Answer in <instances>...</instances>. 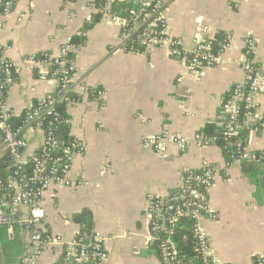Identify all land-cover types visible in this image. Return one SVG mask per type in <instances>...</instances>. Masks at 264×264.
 <instances>
[{
  "label": "crops",
  "instance_id": "crops-1",
  "mask_svg": "<svg viewBox=\"0 0 264 264\" xmlns=\"http://www.w3.org/2000/svg\"><path fill=\"white\" fill-rule=\"evenodd\" d=\"M151 3L144 0L142 5ZM89 4L77 0L67 9L62 0H17L11 13L0 11L3 56L20 67L6 95L17 119L57 89L54 80H40L39 70L27 59L59 57L67 38L74 37L77 75L70 92L75 100L66 105L67 126L84 152L70 175L86 185L46 192L47 232L70 241L81 231L75 216L90 211L93 230L105 240L106 264H161L150 231L149 199L177 190L186 170L217 165L221 169L207 197L216 218H203L200 227L219 264H255L256 258H264V162L226 167L221 149L201 148L195 136L208 125L222 126L223 103L232 88L248 82L242 64L249 56L264 69V0H169V32L183 41L185 50L199 43L212 46L218 36L228 40L222 64L208 69L201 82L185 61L166 51H125L119 24L98 18ZM79 32L83 36L77 37ZM248 39L254 42L249 56ZM243 116L246 126L264 122V90ZM164 132L186 137L187 150L171 146L164 157L143 148L147 138ZM24 138L30 160L39 152L44 134L30 129ZM247 149L251 155L264 152V130L248 134ZM27 239L20 225L2 228L0 264H22ZM61 250L51 243L43 264H59Z\"/></svg>",
  "mask_w": 264,
  "mask_h": 264
},
{
  "label": "built area",
  "instance_id": "built-area-1",
  "mask_svg": "<svg viewBox=\"0 0 264 264\" xmlns=\"http://www.w3.org/2000/svg\"><path fill=\"white\" fill-rule=\"evenodd\" d=\"M63 6L71 8L77 0H62ZM16 0H8L2 14L12 12ZM116 0H90L89 6L98 15L109 17L121 27L120 39L125 51L129 43L138 42L147 49L166 51L175 59L187 63L191 74L198 82L206 76V71L218 67L223 61V51L228 40L221 45L219 52H214L211 45L199 43L192 51L184 48L183 41L171 36L166 19V8L169 0H156L147 7H152L144 17H121L113 10ZM74 13L69 10V16ZM83 36L82 32L77 37ZM254 47L251 39L246 40V55L249 56ZM74 37H69L62 45L59 57L48 54L31 56L27 59L31 68L39 70L40 80H54L57 89L52 94L39 100L27 111L18 127L12 125L15 117L6 101L8 90L14 85L20 67L4 58L0 46V160L7 155L9 164L6 176L0 171V229L20 225L27 233L28 239L22 257V264H43L42 258L50 244L61 247L59 264H106L108 254L105 240L100 232L77 234L66 241L61 236H51L46 230V209L44 198L47 191L55 187L79 188L86 183L80 178L70 175L75 159L84 152L83 146L76 140L65 144L57 138L60 124L69 125L70 119L64 118L58 105L71 92V86L77 75L72 51ZM132 48L134 46L132 45ZM134 53V52H133ZM242 68L247 76L246 85L232 88L223 103L225 114L222 124L224 131L225 151L231 154L226 167L243 161L258 160L251 155L247 145L243 146L234 137L241 131L261 132L264 124L245 125L243 114L249 112L256 104L264 90V69L257 66L249 56ZM40 130L44 134L41 148L32 159L25 157L27 143L24 133L27 130ZM235 139V140H233ZM199 147L216 145L217 138L199 133L195 136ZM190 142L186 137L173 136L164 132L149 137L143 148L151 149L159 155L168 157L171 146L180 152L187 150ZM217 165H206L200 170L188 169L183 174L181 186L165 196L149 199L148 217L151 219V236L158 242L161 264H177V252L172 242L173 228L182 219L194 222L193 228L198 239L199 251L206 264H219L215 248L211 245L207 234L200 227L205 217L216 218L208 203V193L212 189L216 176L220 171ZM255 264H264V258H256Z\"/></svg>",
  "mask_w": 264,
  "mask_h": 264
},
{
  "label": "trees",
  "instance_id": "trees-1",
  "mask_svg": "<svg viewBox=\"0 0 264 264\" xmlns=\"http://www.w3.org/2000/svg\"><path fill=\"white\" fill-rule=\"evenodd\" d=\"M8 0H0V11L2 13L5 3ZM17 1V0H16ZM100 0H98L99 2ZM156 0H152L154 3ZM144 0H134L133 2L128 3H118L116 2L113 5V10L117 12L119 15H123L126 18H132L134 16H139V18L144 17L147 13L150 12L152 7H144L142 3ZM101 15H98L100 18ZM98 20V19H97ZM77 39V38H76ZM226 42V38L224 36H218L212 42V48H214V52H219L221 45ZM219 44V45H218ZM132 45L134 48H132ZM128 50L136 53L145 52V47L138 44V42L129 43ZM75 100L74 97L69 93L62 102L58 105L59 111L63 114L64 118H69L66 112V105L69 101ZM24 116V115H23ZM22 118L17 119L16 117L12 120V125L14 127H18L22 123ZM244 120V116H243ZM264 122L260 125L262 126ZM224 128L223 126L216 127L214 125H208L205 130L202 132L205 136H214L217 138L216 145L221 149L225 162L232 161L231 154L225 151L226 142L224 141ZM68 126L66 124H60L56 131L57 138L65 143L70 144L74 141L73 138L69 135ZM247 132V133H246ZM249 130H244L235 135V139L239 140L243 146L247 145L248 142V134ZM233 139V140H235ZM256 156L258 160H254L256 162H264V152L253 154ZM9 164V157L5 155L0 160V171H2L1 176H6L7 168ZM2 176V177H3ZM75 222L81 227V234H90L93 231V215L90 211H84L83 213L76 215L74 218ZM194 222L188 219H182L178 221V223L173 228L172 242L174 244L175 250L177 252V264H206V260L202 257L199 251L198 239L196 233L193 228ZM1 230V229H0ZM158 242H155V247L158 250Z\"/></svg>",
  "mask_w": 264,
  "mask_h": 264
},
{
  "label": "rangeland",
  "instance_id": "rangeland-1",
  "mask_svg": "<svg viewBox=\"0 0 264 264\" xmlns=\"http://www.w3.org/2000/svg\"><path fill=\"white\" fill-rule=\"evenodd\" d=\"M173 58V57H172ZM191 73V72H190ZM183 137V136H182Z\"/></svg>",
  "mask_w": 264,
  "mask_h": 264
}]
</instances>
